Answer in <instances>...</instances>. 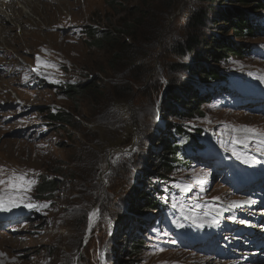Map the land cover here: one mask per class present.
Listing matches in <instances>:
<instances>
[{
    "label": "rangeland",
    "instance_id": "rangeland-1",
    "mask_svg": "<svg viewBox=\"0 0 264 264\" xmlns=\"http://www.w3.org/2000/svg\"><path fill=\"white\" fill-rule=\"evenodd\" d=\"M251 1L254 4L264 5V0ZM231 2V4L227 3L229 15L236 11L233 8L241 7L238 0ZM109 3L114 6L111 7ZM202 3L200 0L47 1L43 5L45 20L52 24L60 19V25L54 26V29L37 30L28 29L27 25L21 23V26H17V30L8 35L4 43L2 42L3 49H7L8 54L4 56L0 47V84H7V88L0 90V93H3L0 94V168L4 170V176L15 170L17 173H25L28 178L36 181L27 192L26 195L30 200L25 203L31 202L36 206L44 207L43 205L49 204L48 199L51 198L52 205L51 209L44 211L42 216L33 214L31 219L28 217L29 221H21L10 227L0 226V254H3L0 255V264H69L70 257L78 253V246L75 247L74 243L84 221L80 216L83 212L71 215V219L68 218L66 224L59 225L56 218L65 214L68 204L70 206L74 200H78L80 192V194L84 193V199L87 201L95 200L91 202L93 204L91 209L97 207L98 213L101 209L103 213L111 210L110 213L114 216V224L110 229L113 241L106 240L105 248L98 233L94 232L95 240L100 243V247L95 249L93 255L88 251V246L85 247L84 254L74 256V264H92V259L101 249L112 252V257L114 256V262L108 260L107 264L109 262L110 264H234L236 260L246 256L241 253L242 243L245 241L242 237L241 243L233 239L234 247L236 245L234 253L226 254L223 251L224 255L220 256L214 251L207 250L206 246L203 247L206 252L183 247L178 243L177 236L172 233L173 229L190 233L185 219L175 216L178 215L179 208L180 216L186 213L199 222L215 221L231 229L236 227V224L230 220L229 214L235 211L233 206L241 203L246 205L247 200L241 195L243 191L234 190L227 184L225 169L218 171L214 169V165L204 168L191 162L184 166L176 164L168 174V180L162 182V185L160 184L162 180L155 176V173H159L161 169L158 154L162 145H159L158 139L169 140L167 135L169 130L162 128L163 124L158 121V114L162 115L159 117L165 121L168 128L173 129L177 124L184 125L196 131L207 132L214 138L219 137L216 139L221 145L228 148L232 157L239 159L242 164L253 166L257 161L255 157L257 155L261 158L260 162L264 163L261 157V154H264V104L262 111L255 108L234 110L235 108L217 103L215 93L205 91L206 101L201 103L191 120L167 118L164 109L163 111L157 109L170 104L168 92L174 91V95H179L181 84L192 81L200 67H203V70L207 68L206 71H227L233 68L261 81L259 84L264 87L263 34L253 41L237 39L227 22H224L223 30H218L220 36L225 38V43L227 41H233L235 45L238 41L239 44L250 43L262 50L258 52L261 57L224 56L221 57L222 61L218 59L219 63L207 61L209 64L207 65L204 64V59L200 62L185 60L184 56H177L169 50L167 42L170 40L169 36L182 32L181 27L190 9L200 7ZM37 10L39 11V8H36V13ZM217 11L223 9L220 4L215 3L209 16L213 18ZM218 17L217 12L215 18L218 20ZM255 19L259 20L257 16ZM255 19L250 16L251 21ZM125 22L131 26L128 30L129 34L118 32L123 30L122 25ZM204 24L203 28L195 31L191 28L183 29V35L195 32L199 40L205 42L209 37L206 29L212 26L207 20H204ZM91 26H97V30L116 37L111 45L113 48L109 47L110 45L104 48L89 47L86 32L92 28ZM157 26L158 29L154 34L153 31ZM32 30L34 32H31ZM152 39L156 44L150 49L146 42L151 43ZM141 40L143 42H140ZM123 41L133 42V48L122 45ZM139 45L140 49L148 46L151 51L150 72L141 82H127L135 91L129 96L131 94L123 86L126 83L122 80L124 77L117 78L116 74L122 72L124 67L119 60H116L115 55H121L125 50L126 54L134 53L135 46ZM195 54L203 57V48H197ZM195 54L192 56L194 57ZM38 57L42 62L39 69L44 71V76L46 71L62 74L63 71L72 73L76 69L78 72L86 70L88 75H85L87 78L85 79L88 83H94L95 90L83 91L73 101L67 98L62 90L47 87L46 84L58 87L59 83L38 77L36 75L38 73L29 71L31 65L38 67ZM45 64L54 67H45ZM175 66L177 68L174 69ZM34 76L37 79L32 78ZM153 79L158 82V86L154 84ZM112 80L120 82L121 85H112ZM226 80L230 83L233 77L226 76ZM210 95L214 97V102L207 101ZM128 96L134 97V100ZM248 97L250 95L245 96ZM191 99L189 97V103ZM182 101L186 102L184 97ZM199 101L202 99L196 101V106ZM52 104H57L62 109ZM109 104H122L121 111L125 110L124 114L130 113L133 122L122 128L117 127L118 130H113L114 124L100 123L96 117L100 116ZM57 110L69 115L71 123L68 126L46 119L47 114ZM179 111L181 110L177 109V112ZM136 134H138L137 140L142 136L139 149L140 155L143 152L144 154L139 162L133 163L137 165L135 170L129 173L124 165L118 167L111 165L108 151L115 146L121 145L126 149L129 144L135 145ZM178 141L181 139L178 138ZM230 142L238 146L231 145ZM110 152L114 153L112 150ZM129 167L132 169V164ZM91 169L92 172H98L99 179L92 182L90 188L86 190L84 186L88 182V177H91L88 176ZM42 178H54L58 181L57 190L54 192L55 195L36 201L32 198L34 195L37 196L36 188ZM164 192L167 197L163 195ZM173 192L176 198L174 205L179 208L173 207L172 210L167 211L169 222H164L165 225L155 226L156 215H160L158 210L156 212L149 210V215H152L149 219L143 215L147 214L145 207L140 212L136 211L139 204L144 203L147 198L157 201V196H162L170 200L169 194ZM143 196L146 198L144 199ZM86 205L88 207V203ZM24 208L29 209L21 205L10 211L0 210V221L21 215ZM138 215L141 216L137 217ZM239 215L244 222L250 223L248 220H251L255 225H262L259 219L254 221L252 214L248 213L250 217L244 212ZM141 221L145 224V230L139 228ZM244 226L249 224L239 225V228ZM105 231L108 232L107 227ZM208 232L210 235L208 239L203 236H199V239L211 241L215 247L216 244L212 241L213 235L210 234L213 233V228ZM223 232L230 236L226 229ZM91 234L92 232L86 233L85 242L91 238L93 235ZM225 237L219 242H224ZM231 237L235 238L234 235ZM63 238H73L72 240L76 238L69 243L70 251L68 254L63 253L64 257L58 254L54 247L64 249L65 243L57 245L55 242ZM179 241L182 242V238ZM133 243L138 245L137 250L131 249ZM210 255L211 258H203ZM98 259L100 264H105L102 251L98 252Z\"/></svg>",
    "mask_w": 264,
    "mask_h": 264
},
{
    "label": "trees",
    "instance_id": "trees-1",
    "mask_svg": "<svg viewBox=\"0 0 264 264\" xmlns=\"http://www.w3.org/2000/svg\"><path fill=\"white\" fill-rule=\"evenodd\" d=\"M200 1L203 2L200 7L198 6L197 8L190 9L189 15L185 18L186 20L181 27L182 32H178V34L175 33L172 36L171 35L169 36L170 40H167L169 50H172L177 56H180V57L184 56L185 60L188 59L189 61L200 62L202 59H204L203 60L204 64L209 65L207 61H213L215 63H219V60L221 59V57H224V56L237 57L239 55V56L248 58L250 57L252 53L255 52V49H259L257 47L252 46V44L247 43V42L245 43L243 42L242 44H239V41H238L236 45L234 44L233 41H229V42L227 41V43H225L224 42L225 38L220 36V31L224 29V22H227L228 25H230L229 28L232 34H234L235 35L234 37H236L237 39L244 38L246 40L253 41V39H256L261 34L264 35V21L262 19L264 18V5L254 4L251 0H238L241 7L240 8L232 7L233 9H236L235 11L236 13L232 12L229 15L227 11V8H228L227 3L230 2L231 4L232 0L228 2L227 0H200ZM215 3L220 4L221 8L223 9V11H217L219 14L218 20L215 18V14L217 12H215L213 18L209 16V13L212 11V8L214 7ZM109 5L111 7L114 6L113 4H110V3ZM250 16L253 17L254 19H255V16H257L258 18L260 17L259 20L261 21L256 20V19L255 21H251ZM204 20H207L208 23H211V26H212V28L208 30L206 29V33H209L208 35L209 37L205 42H201V40H199V36L196 35L195 32H193V34L189 32L185 36L183 35V32H184L183 29L190 30L191 28L193 31H195V29L203 28V26H205ZM207 27L208 26H206V28ZM129 28H131V26L125 22L122 25L123 30L118 31V32L123 33V34L125 32L129 34L128 32ZM157 29H158V26L154 29L153 31L154 34H156ZM218 30L220 31L218 32ZM227 33H229V31H227ZM86 35L89 38L88 46L94 47V48H104L109 45H110L109 47L113 48V46L111 45H113L116 39V37H113L110 34H104V32H101V31H94L91 28L89 29V31L86 32ZM152 40L153 42L151 43L150 41L146 42L147 45L150 47V49L153 44L154 46L156 44L155 40L154 39ZM140 42H143V40H141ZM198 43H200L201 45ZM122 45L133 48L132 45H134V43L133 42L126 43L125 41H123ZM148 46H145L142 49H140V45L135 46L134 53L128 52V54H126V50H125L124 53H122L121 55H115L116 60H119L120 63L123 64V67H124V70H122V72L116 74L117 78L124 77L122 80H124V82L126 83L123 86L127 88V91L129 94H131L132 92L134 93L135 91H133L134 89L131 88V85L127 84V82L128 81L135 82V83L141 82L142 80L145 79V77L150 72L149 57L151 55V51L150 49L147 48ZM197 48H200V49L203 48V52H204L203 57H200L199 54H195V52H197ZM259 51H262V50L259 49ZM192 54H195L194 57L192 56ZM177 66H175L174 69L177 68ZM228 67L229 66H227V69ZM206 70L208 69L206 68ZM206 70H203V67H200L199 71L195 72L196 76L194 77L192 81L186 84H184L183 82L181 84L182 86H180V89L178 91L179 95H174V91H171L170 93L168 92L167 96H170L171 103L168 104L167 106H164V105L163 107L160 106L159 111H163L164 109L165 110L164 112H166L167 116H170L171 118L173 117L174 119L191 120L193 117V114L196 113V111L199 109V106L201 105V103L206 101L204 98L205 97L204 92L206 91V85H209L211 84V82H214V81L219 82V81H224V79H226V76L223 71H218V70L217 71H210V70L206 71ZM112 82H113L112 85H117V86L118 84L121 85L120 82L118 83L115 80L114 81L112 80ZM153 82L156 86H158V82L155 79H153ZM112 87H115V86H112ZM95 88L96 86L94 85V83L87 82V83L80 84L77 86H68L62 91L67 98L74 101L77 95L81 94L83 91H87L89 89L95 90ZM132 95L133 94L129 96H132ZM186 96L188 97L186 98ZM182 97L185 98L186 102L182 101ZM189 97L192 98L190 103H189ZM129 98H132L134 100V97H129ZM200 99H202V101H199V103H197L198 105L196 106V101ZM210 100L211 99L209 97L207 101H210ZM114 101L116 102V100ZM123 105L125 104L123 103ZM123 105L122 104H118V105L109 104L108 107L106 106L105 110L102 113H100V116L96 117V119L99 120L100 123H106L108 125L117 124L115 126V129L113 130H116V129L118 130V128H122L126 124H131V122L133 121H132V118H130V113L124 114L125 110L121 111L120 107ZM177 109L181 111L177 112ZM46 119L49 120L50 122L58 123L61 125L63 124L67 126L71 123V119L69 115H67L63 111L49 113L47 114ZM173 128H174V131L178 133L179 137H182L184 142L182 144L177 143V141L172 140L171 137L169 138V140H167V138L158 139L160 143L159 145H162L160 152L158 154V158L160 162L159 167L161 166L160 167L161 169L159 173L157 174L155 173V176L159 177L162 180L160 183L165 182V180H168V174L170 173V171H172L176 167V164H180L184 166V165H189L191 163V160L188 159V156L187 154H185L183 148L199 146V143L197 139L195 138L196 136L181 130L180 127L174 126ZM141 142H142V136L139 138V141H137V143L133 145L131 151L126 152V153L123 152L122 154L121 153L111 154L110 152V155H108L109 156L108 160L110 164L116 167L124 165L129 173L131 172V170H135L137 165L133 163L139 162L141 159L140 157H142V155L144 154L143 152L142 155H140L139 148H140ZM131 164H132V169L129 167V165ZM92 171L93 170L91 169L90 174L89 173H88L89 175L87 174L88 176H91V177H88V182L86 186H84L86 190L90 188L92 182H95L97 179H99L98 174H97L98 172H92ZM128 177H129V174H128ZM57 186H58V181L54 180V178H42L38 184V189H37L38 195L40 197L48 193L50 195L55 189H57ZM79 194H78V200L77 201L74 200V202H72L71 204V207L67 211H65V214L58 215L56 220L59 222V225H61L62 223L66 224L67 219L68 218L71 219L70 218L71 215H75L80 212H83V214L80 215L81 217L84 218L82 226L80 227V234L78 235V237H76L77 239L74 238V240L76 239L74 246L75 247L78 246L77 248L78 253L75 255L78 256V254L80 253L84 254L85 247L87 246H88V251H90V253L93 255V253L96 252L95 249L98 246L100 247V243L98 244V242L95 240L96 234L94 235L93 234L94 232L98 233L97 235H99V237L101 238V243L105 245V248H106V244H105L106 240L109 241V239H112L113 241V236L111 235L112 233L110 229L113 227V224H114V216L111 215L110 213L111 210L109 212L103 213V210L101 209L99 213V217L94 223V226L92 227V230H91L93 235L91 234L92 235L91 238H89L86 241L85 245H82L85 230L89 223V218H90V214L92 210L91 207L93 206L91 202H95V200L87 201L86 199H84V193L80 195ZM143 198L145 199L146 197L143 196ZM87 203H88V207L86 205ZM143 208L145 209V213H147V214H143L145 215L144 217H146V216H150L149 210L156 212L159 208L160 210L163 209L164 205L158 199L157 201H155L152 198L151 199L147 198L146 200H144V203L139 204L136 211L140 212V210H142ZM141 215H138L137 217H140ZM144 225L145 224L143 223V221H141L139 224V228H141L142 230H145L146 228ZM105 226L108 228V232L110 231L109 235H108V232L106 233L105 231L106 229ZM72 239L63 238L62 240L55 241L57 245L60 243L61 244L65 243L66 247L64 249H58L59 248L58 246H54L56 247L55 250H57L58 254H61L62 257H64L63 253L68 254V252L70 251L69 243L71 242ZM141 246L142 244H140V247ZM131 249L137 250L138 245L133 243L131 245ZM105 252H106L107 260H109L110 262H114V256L112 257V252H108L106 249H105ZM75 255L70 257L69 264L75 263L74 262ZM95 259H96V255L94 259H92V264H94Z\"/></svg>",
    "mask_w": 264,
    "mask_h": 264
},
{
    "label": "bare ground",
    "instance_id": "bare-ground-1",
    "mask_svg": "<svg viewBox=\"0 0 264 264\" xmlns=\"http://www.w3.org/2000/svg\"><path fill=\"white\" fill-rule=\"evenodd\" d=\"M47 1L55 2V0H0V47H1V50L4 56H6L8 52H7V49H3L2 42L5 41L8 35H10L11 33H14L13 31L17 30L16 27L21 26V23L27 25L28 29L36 28L37 30H40L43 28L54 29V26L60 25V22H59L60 19H58L57 22H54L52 24H50L47 20H45V13H44L43 5ZM36 8H39V11L37 10L38 11L37 13H36ZM36 17H37V21H36ZM31 32H34V30H32ZM10 61H13V60H10ZM39 70H42V69H39ZM2 88L4 89L7 88V84L6 83L0 84V90ZM11 89L14 90L13 88ZM0 94H3V93H0ZM4 96H6V94H4ZM253 171L255 172V170ZM256 176L260 178V181L257 182L256 184H252L251 186L253 188V193L256 194V197L255 195L252 196L251 191H248L246 194L247 204L244 205L243 203H241V204H236L235 206H233L235 207V212L231 214L230 216V220H232L233 223L237 224L234 230L239 228V225H243V224H249V226H245V227H250L252 225L253 227L256 228V232L253 234V236L249 238L247 242L244 241L242 243L243 252L241 253L246 254V256L245 257L242 256L241 258L236 260L234 264H264V226H259L260 224L255 225L254 222L252 223V221L248 219L247 220L250 223L244 222L242 220V217L239 215L241 214V212H244L248 217H250L249 215L252 214V216H254L253 217L254 221L259 219L261 223L262 222L264 223V200L261 201L262 199H264V175L256 174ZM214 225L217 227V231L214 232V234H217L222 237L227 236L226 237V239H228L227 243L230 246V248L228 249V252H235L233 248L234 238L231 237V235H233L231 233L234 232V230L230 229L231 231L227 233V234H230V236H228L223 232L225 227L221 223L219 222L216 223L214 221ZM245 227H242V228H245ZM241 231H246V230L243 229ZM245 238H248V237L246 236ZM257 238L261 240L260 243L258 244L255 243V240ZM236 241H240L241 243L240 238L236 239ZM211 257L212 255H210L209 257L206 256L203 258L208 259Z\"/></svg>",
    "mask_w": 264,
    "mask_h": 264
},
{
    "label": "snow or ice",
    "instance_id": "snow-or-ice-1",
    "mask_svg": "<svg viewBox=\"0 0 264 264\" xmlns=\"http://www.w3.org/2000/svg\"><path fill=\"white\" fill-rule=\"evenodd\" d=\"M41 63L42 62L38 57V67L34 69V71H39V66ZM45 67H54V65L45 64ZM249 131L254 130L249 129ZM245 162L247 163V161ZM3 171L4 170L0 168V210L10 211L12 208L20 207L21 205L28 208L36 207V205L31 202L25 203V201L30 200V197H28L26 194L31 190V187L36 183V181L34 179L28 178L27 175L22 172L17 173L15 170H11L10 174L4 176ZM98 211L99 210L93 211L90 216H97Z\"/></svg>",
    "mask_w": 264,
    "mask_h": 264
},
{
    "label": "built area",
    "instance_id": "built-area-1",
    "mask_svg": "<svg viewBox=\"0 0 264 264\" xmlns=\"http://www.w3.org/2000/svg\"><path fill=\"white\" fill-rule=\"evenodd\" d=\"M89 77H90V75H89ZM85 78H86L85 75L81 77L82 80H86L87 79V78L86 79Z\"/></svg>",
    "mask_w": 264,
    "mask_h": 264
}]
</instances>
